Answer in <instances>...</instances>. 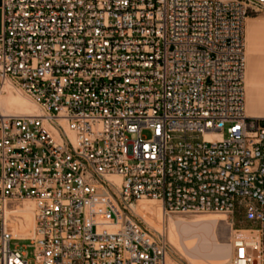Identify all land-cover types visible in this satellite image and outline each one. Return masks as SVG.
<instances>
[{
    "label": "built area",
    "instance_id": "built-area-1",
    "mask_svg": "<svg viewBox=\"0 0 264 264\" xmlns=\"http://www.w3.org/2000/svg\"><path fill=\"white\" fill-rule=\"evenodd\" d=\"M264 0H3L0 264H167L162 212L239 210L229 264H264V117L246 111L247 9ZM21 93L39 113L9 111ZM150 132L149 136L144 131ZM33 236L15 235L19 203Z\"/></svg>",
    "mask_w": 264,
    "mask_h": 264
},
{
    "label": "bare ground",
    "instance_id": "bare-ground-1",
    "mask_svg": "<svg viewBox=\"0 0 264 264\" xmlns=\"http://www.w3.org/2000/svg\"><path fill=\"white\" fill-rule=\"evenodd\" d=\"M255 15L261 14L256 9L248 7L247 19ZM2 105L9 111L21 114L40 112L38 107L21 93L9 94L4 97ZM142 201L136 202L133 208L135 209L139 203L137 206L138 211L145 217L154 218L156 208L154 209L153 204L142 203ZM26 205L25 207L19 206L16 212L18 216H22L27 221V224L20 219L14 224L15 235L23 240L32 237L34 230V205L33 203H27ZM149 220L152 222L151 219ZM226 221V214L218 213L200 214L192 217L180 216L177 219L170 217L167 224L168 239L170 244L182 256L188 258L192 264H225L229 262L230 242L220 241L218 235L219 227ZM240 234V236H246L249 231L241 230ZM167 264L175 263L168 257Z\"/></svg>",
    "mask_w": 264,
    "mask_h": 264
},
{
    "label": "rangeland",
    "instance_id": "rangeland-1",
    "mask_svg": "<svg viewBox=\"0 0 264 264\" xmlns=\"http://www.w3.org/2000/svg\"><path fill=\"white\" fill-rule=\"evenodd\" d=\"M249 7L256 9L258 11V13H260L262 16H264V10H262L258 7H255V6H249ZM256 19L259 20L260 18H256ZM247 20H246V58H247V69H248L249 53H250L251 46H250V42L248 40V22H247ZM252 49H253L255 54L264 55V39L259 38V40H257L255 42V44H254L253 48H251V50ZM247 69H246V72H247ZM260 74H261V78H264V59L260 60ZM246 76H247V74H246ZM144 135L149 136L150 132L145 130ZM142 200H143L142 203L153 204L154 209L156 208V212L154 211L155 212L154 218L143 216V214H141L137 209V206L139 203L136 205V207L134 209L135 213L138 214L141 217V220L146 225H148L149 227L155 228L158 230L164 229L166 236H167V240H168L169 245H170L169 246V259L172 260L175 264H192V263L188 258H186L185 256H182L170 244V241L168 239V225H167L168 219L170 217L177 219L180 216L192 217L194 215L208 214V213L224 214L222 212H191V213L164 214L162 212V208H161V205L159 202H157L155 200H151L149 198H144ZM27 203H31V202L30 201H23V202H20L19 205H20V207H25V206H27L26 205ZM17 218L18 219L15 218V221H18L20 219V220H23V222L27 224V221H25V219L22 216L19 215V216H17ZM148 218L151 219L152 222ZM253 226L256 227L258 225L253 224L251 221H248L245 217V214L239 210L235 211L234 214L228 215L227 221L221 224V226L219 227V235L218 236H219L220 241H224V242H228V243L230 242L229 262H230L231 256L233 255V250H234L233 240L240 237L241 230L248 229V228L253 227ZM11 247L12 248L19 247L20 250H23L26 253L27 258L29 260V264H35L34 248L32 245L29 244L28 241L13 240L11 242ZM229 262H226L225 264H229Z\"/></svg>",
    "mask_w": 264,
    "mask_h": 264
},
{
    "label": "crops",
    "instance_id": "crops-1",
    "mask_svg": "<svg viewBox=\"0 0 264 264\" xmlns=\"http://www.w3.org/2000/svg\"><path fill=\"white\" fill-rule=\"evenodd\" d=\"M3 0H0V33L3 29ZM256 18H260L257 20ZM248 40L251 48L259 38L264 39V16H251L248 20ZM249 53L246 76V111L250 116L264 117V78L260 74V60L264 55Z\"/></svg>",
    "mask_w": 264,
    "mask_h": 264
}]
</instances>
